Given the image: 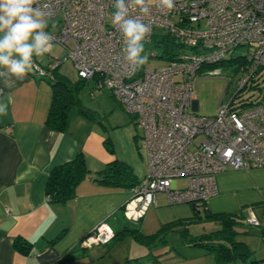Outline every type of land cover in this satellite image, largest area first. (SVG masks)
<instances>
[{
    "label": "built area",
    "instance_id": "obj_1",
    "mask_svg": "<svg viewBox=\"0 0 264 264\" xmlns=\"http://www.w3.org/2000/svg\"><path fill=\"white\" fill-rule=\"evenodd\" d=\"M174 2L169 12L148 0L151 11L146 16L135 7L129 9L131 18L149 26L143 42L151 40L154 28H163L177 49L168 64L141 66L138 72L124 59V40L112 23L115 0H37L33 5L48 18L59 17L56 33L45 31L52 42L72 43L67 56L77 75L94 79V91L109 89L142 129L147 168L144 177L130 187L124 204L123 214L131 221H138L156 205L157 194H163L169 204L199 205L217 193V173L226 168L264 167V94L244 105H233L231 98L219 105L215 115L193 110L197 73L223 61L228 51L248 47L238 90L264 67V0ZM61 63L53 58L47 68L38 65L36 71L51 78ZM244 221L260 226L264 218L249 207ZM113 236V228L100 222L80 246L104 244Z\"/></svg>",
    "mask_w": 264,
    "mask_h": 264
},
{
    "label": "crops",
    "instance_id": "obj_2",
    "mask_svg": "<svg viewBox=\"0 0 264 264\" xmlns=\"http://www.w3.org/2000/svg\"><path fill=\"white\" fill-rule=\"evenodd\" d=\"M49 63L39 66L47 68ZM49 81L36 70L12 88L0 80V102L7 104L6 114H0V264H129L143 257L153 261L175 258L165 244L147 246V252L140 253L142 248L131 242L127 253L110 256L128 238L138 242L128 233H120L108 243L80 246L100 222L108 223L115 233L127 228L126 221L131 220L124 216L123 208L131 195L130 187L106 186L86 178L78 183L73 198L48 201L45 183L50 169L72 159L78 151L84 153L91 175L121 158L93 116L74 115L64 131L46 124L52 98ZM131 122L135 121L130 114L124 124L130 126ZM145 159L147 168L146 151ZM143 177L136 176L137 180ZM216 184L217 193L205 202L208 213L242 218L251 207L264 215V167L226 168L217 173ZM156 202L142 218L131 221L140 224L143 233H154L165 224L195 220L189 203L169 204L161 193ZM213 222V230L221 227ZM246 226L243 223L234 230L246 233ZM259 231L261 235V228ZM16 238L30 242L27 253L14 247Z\"/></svg>",
    "mask_w": 264,
    "mask_h": 264
},
{
    "label": "rangeland",
    "instance_id": "obj_3",
    "mask_svg": "<svg viewBox=\"0 0 264 264\" xmlns=\"http://www.w3.org/2000/svg\"><path fill=\"white\" fill-rule=\"evenodd\" d=\"M45 19L48 25L45 30L56 33L57 28L60 26L59 17L48 18L45 16ZM201 27H204V24H201ZM165 33L166 31L163 28H154L151 40L143 42V55L148 56V61L143 66L153 68L169 63V59L160 56L162 54V43L158 45L155 42V38ZM52 44L53 47L50 53L34 58L39 65H45L48 61H51L49 59L53 58L61 60L62 63L58 66L57 71L70 82L78 85L79 102L72 105L69 111V121L74 115H83L80 113V109L91 113L94 118L93 121L97 124L99 123L102 130H104L108 144L110 146L113 144L114 149L121 154L120 160L133 168L137 177H143L146 172V159L141 141L142 129L135 122H131L130 126L124 124V120L129 118L130 113L126 111L109 89L103 87L99 91H94V79L89 81H80L78 79L73 63L67 56L68 48L72 46L71 42L66 45L58 42H52ZM153 53L155 55H152ZM247 54V46L236 47L227 52L225 60L210 67H203L197 73L195 92L197 109L194 110L195 113L199 115H215L219 105L227 103L231 98H234L233 105H238L240 101H255L264 94V67H262L238 92V96L234 97L239 88V80L243 77V72L240 70L242 59ZM213 69H218L217 73L214 75L208 74ZM256 212L260 216L258 210ZM126 222L130 228L138 229L140 227L138 223ZM215 227V223L212 220L204 218L189 222L186 226H176L173 230H167L162 235V239L165 240L162 244L171 248L175 258L169 257L165 261H153L152 258L143 257L140 262H129V264H247L251 259L264 258V237L260 235V227L249 224L245 228L248 232L235 235L236 240L244 241L252 251L245 263L239 257L228 261H216L214 259L215 253H207V249L203 246L192 244L198 235L208 233ZM127 240L125 243H119L120 245L116 248L115 253H111L110 256L116 255L117 252H121V254L127 253L125 251L127 246H130V242L133 246L142 248L140 253L147 252L148 247L145 244L134 243L131 238Z\"/></svg>",
    "mask_w": 264,
    "mask_h": 264
},
{
    "label": "trees",
    "instance_id": "obj_4",
    "mask_svg": "<svg viewBox=\"0 0 264 264\" xmlns=\"http://www.w3.org/2000/svg\"><path fill=\"white\" fill-rule=\"evenodd\" d=\"M155 42L158 45L162 43V54L160 56L170 60L177 54L175 41L168 33L155 38ZM57 68L58 66L53 69V75L49 81L52 87V98L46 116V124L56 130L64 131L68 127L69 111L72 105L78 104L79 102L78 85L70 82L64 75L60 74L57 71ZM78 79L80 81H89L79 76ZM251 79L252 77L250 80ZM241 89L237 90L234 97L238 96V92ZM255 101L251 100L249 102ZM240 104L244 105L247 104V102L240 101ZM79 111L84 115L92 116L91 113L83 109H80ZM108 148L110 147L108 146ZM86 178H90L106 186L120 188L131 187L138 181L132 168L119 159H114L104 164L101 169L95 171V173L91 175L90 169L85 161L84 153L78 151L72 159L57 164L50 169L45 183L46 198L48 201L61 202L73 198L76 195V187L78 183ZM189 204L192 205L195 220L204 218L221 224V227L217 230L198 235L192 244L203 246L207 249V253H215L214 259L216 261H228L239 257L245 263L250 257L252 251L248 248L245 242L235 239L237 232L234 229L240 224H247L244 221L246 215L241 218L239 216H231L228 214H212L206 211L205 202H201L199 205L194 203ZM197 206H201L202 208H197ZM258 217L262 219L264 218V215ZM188 223L189 221L183 224L177 222L165 224L151 234L143 233L139 228L136 229L127 226V228L119 233L114 232V236L111 240L118 237V234L120 233H128L136 241L145 244L148 247L160 245L165 241L162 239V235L167 230H173L176 226L180 225L186 226ZM257 227L261 228V235L264 236V221H262V224ZM14 247L20 252L27 253L30 249V242L22 238H16L14 240ZM247 264H264V258L251 259Z\"/></svg>",
    "mask_w": 264,
    "mask_h": 264
},
{
    "label": "clouds",
    "instance_id": "obj_5",
    "mask_svg": "<svg viewBox=\"0 0 264 264\" xmlns=\"http://www.w3.org/2000/svg\"><path fill=\"white\" fill-rule=\"evenodd\" d=\"M37 0H0V80L6 88L37 70L34 57L52 51V37L47 28L46 13L41 7H33ZM157 8L172 11L174 0H154ZM116 11L112 23L118 27L123 40L124 59L133 68H140L148 61L143 55L149 26L138 18L129 16L135 7L143 15L150 14L148 0H115ZM10 102V101H9ZM7 104L0 102V114H6Z\"/></svg>",
    "mask_w": 264,
    "mask_h": 264
},
{
    "label": "water",
    "instance_id": "obj_6",
    "mask_svg": "<svg viewBox=\"0 0 264 264\" xmlns=\"http://www.w3.org/2000/svg\"><path fill=\"white\" fill-rule=\"evenodd\" d=\"M196 109H197V107H194V108H193V110H196Z\"/></svg>",
    "mask_w": 264,
    "mask_h": 264
}]
</instances>
